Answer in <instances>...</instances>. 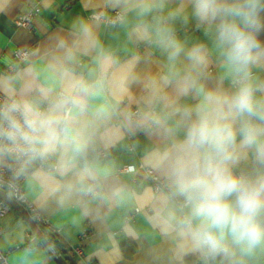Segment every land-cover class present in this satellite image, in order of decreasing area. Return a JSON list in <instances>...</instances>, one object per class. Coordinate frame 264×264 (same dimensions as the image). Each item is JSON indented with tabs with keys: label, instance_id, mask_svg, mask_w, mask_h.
Listing matches in <instances>:
<instances>
[{
	"label": "clouds",
	"instance_id": "1",
	"mask_svg": "<svg viewBox=\"0 0 264 264\" xmlns=\"http://www.w3.org/2000/svg\"><path fill=\"white\" fill-rule=\"evenodd\" d=\"M105 7L115 10L105 21L149 54L118 61L94 25L81 22L50 53L58 90L29 96L19 74L0 77V174L8 173L0 189L11 194L24 181L46 200L82 203V216L100 219L106 214L91 205L106 200L108 213L121 209L125 234L151 239L150 264H264V0ZM190 24L201 37L181 38ZM80 56L96 65L88 78L75 70ZM140 135L151 183L109 181L101 154L128 140L135 146ZM19 228L6 236L16 248L10 264H43L47 241L34 234L19 247Z\"/></svg>",
	"mask_w": 264,
	"mask_h": 264
},
{
	"label": "crops",
	"instance_id": "2",
	"mask_svg": "<svg viewBox=\"0 0 264 264\" xmlns=\"http://www.w3.org/2000/svg\"><path fill=\"white\" fill-rule=\"evenodd\" d=\"M33 3L38 4L40 13L33 21L32 28L16 27L15 18ZM99 11L111 14L115 10L106 8L105 0H0V77L19 74L22 77L19 86L23 90L27 85L31 89L27 93L29 96L38 95L41 90H58L57 77L49 67L50 53L57 40L70 41L75 28L81 22L94 25L104 48L118 61L123 62L133 56L149 54V49L145 46L136 47L128 42L125 28L119 25L105 27L90 18L91 14ZM193 28H195L194 24H190L188 26L190 31L179 32V35L182 39L189 40L201 37L200 31H192ZM17 50L28 52L26 61L15 62L13 55ZM10 66H13L15 71L6 74L5 70ZM74 67L85 78L96 70L93 58L89 56L78 57ZM139 91L137 86L132 87L134 95H138ZM96 103H104V98L100 97ZM132 107L135 109V104ZM137 139L139 141L137 145L134 146L135 142L131 144L129 140L125 141L124 144L109 150L107 158H100L101 169H106L110 173L109 181L115 180L133 189L150 184L142 169H137L135 173L120 171L126 165L144 167L142 150L147 140L143 135ZM106 182L102 181V183ZM23 190L27 201L34 206L39 216L59 231V242L65 249L59 255L68 264H150L147 252L152 244L151 239L142 237L134 239L125 234L120 228L121 209L114 208L108 213L112 205L106 200L100 205H91L93 208L99 207L101 213L106 214L100 219L93 215L82 216V203L58 205L54 201L46 200L39 188L25 182H23ZM131 216L133 223L141 232L148 230L143 217L133 214ZM21 224L23 243L16 241L19 247H23L28 242V234H34L27 222L12 208L0 222V252L7 254L9 264L10 255L16 251V248L7 245L6 236L11 235L15 238V234L21 232L19 228ZM85 230H89L90 233L82 239ZM155 243L158 245L159 240L157 239ZM67 247H80L81 256L72 253ZM69 255L72 261H69ZM43 264H58L47 249Z\"/></svg>",
	"mask_w": 264,
	"mask_h": 264
},
{
	"label": "built area",
	"instance_id": "3",
	"mask_svg": "<svg viewBox=\"0 0 264 264\" xmlns=\"http://www.w3.org/2000/svg\"><path fill=\"white\" fill-rule=\"evenodd\" d=\"M40 13V8L38 6V4H31L25 11L21 12L14 20L15 26L19 27V28H25V29H31L32 28V23L35 20V18L39 15ZM108 16V17H114L115 16V11L112 12L111 14H106L105 12L99 11L96 13H93L90 15V18L93 20H96L100 23H102L105 27L108 26H117L114 21H105L104 17ZM190 29L187 28V30L182 29L180 32L181 33H187L189 32ZM192 31L197 32L198 30L196 28H193ZM28 58V52L27 51H22V50H17L14 52L13 55V59L15 60V62H24L26 61ZM15 71V68L13 66L8 67L5 70L6 74H11ZM3 97L0 96V100H2ZM135 110V109H133ZM129 142L132 144L134 141L133 140H129ZM108 154L106 153H102L101 154V158H107ZM137 169H142L145 172L146 178L147 180L151 183V179H150V175L149 173L145 170V168L143 166H139V168L132 166V165H126L123 166L120 171L121 172H125V173H135L137 171ZM8 173L4 172L2 174H0V179H7ZM23 182H20V185L16 188L15 191L11 192V194L9 193V191L4 188V189H0V192L6 193L8 196H10L12 199H14L16 202H18L19 204L23 205L25 207V209L27 210V212L29 213V215L35 220L36 223L41 224L42 226H44L49 232L55 234V235H59V231L54 229L53 227H51L44 219H42L39 214L37 213V211L35 210L34 206L27 201L25 194H24V190H23ZM11 207L6 204L5 202L0 200V222L1 220L7 216V214L10 212ZM132 214H129V216H131ZM90 233L89 230H85L82 233L81 238L84 239L85 237H87V235ZM32 235L34 234H28L27 235V239H29ZM0 239H1V225H0ZM68 250H70L72 253L81 256V249L80 247H67ZM51 254L54 256H60L59 253H56L53 248L51 247ZM0 264H9L8 260H7V254L5 253H1L0 252Z\"/></svg>",
	"mask_w": 264,
	"mask_h": 264
},
{
	"label": "water",
	"instance_id": "4",
	"mask_svg": "<svg viewBox=\"0 0 264 264\" xmlns=\"http://www.w3.org/2000/svg\"><path fill=\"white\" fill-rule=\"evenodd\" d=\"M0 200L8 204L12 209L16 210L23 217V219L27 222L32 232L35 235L42 237L43 240L47 241V247L51 248V244L46 239L41 228L38 226L35 220L29 215V213L27 212V210L25 209L23 205L19 204L18 202H16L14 199H12L10 196H8L6 193H3V192H0ZM54 258L58 264H68L61 256L54 255ZM68 259L69 261H72L71 255L68 256Z\"/></svg>",
	"mask_w": 264,
	"mask_h": 264
},
{
	"label": "trees",
	"instance_id": "5",
	"mask_svg": "<svg viewBox=\"0 0 264 264\" xmlns=\"http://www.w3.org/2000/svg\"><path fill=\"white\" fill-rule=\"evenodd\" d=\"M38 226L41 228L43 234L45 235L46 239L48 240V242L51 244V247L53 248V250L57 253H62L63 251H65V249H63L64 247L60 244L59 242V237L51 232H49L44 226H42L41 224L37 223Z\"/></svg>",
	"mask_w": 264,
	"mask_h": 264
}]
</instances>
